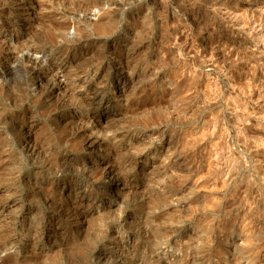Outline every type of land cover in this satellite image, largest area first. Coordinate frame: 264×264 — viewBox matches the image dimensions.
Segmentation results:
<instances>
[{
	"label": "rangeland",
	"instance_id": "374dc122",
	"mask_svg": "<svg viewBox=\"0 0 264 264\" xmlns=\"http://www.w3.org/2000/svg\"><path fill=\"white\" fill-rule=\"evenodd\" d=\"M263 46L264 0H0V264H264Z\"/></svg>",
	"mask_w": 264,
	"mask_h": 264
},
{
	"label": "bare ground",
	"instance_id": "6f19581e",
	"mask_svg": "<svg viewBox=\"0 0 264 264\" xmlns=\"http://www.w3.org/2000/svg\"><path fill=\"white\" fill-rule=\"evenodd\" d=\"M237 7V6H236ZM240 9V8H239ZM242 9V8H241ZM227 10V9H226ZM228 12H230V11H228ZM245 12V11H244ZM235 14V13H234ZM239 14V13H238ZM236 15H237V13H236ZM232 16V15H231ZM235 16V15H234ZM239 16H241V15H239ZM236 17V16H235ZM238 17V16H237ZM245 18V17H244ZM229 19V18H228ZM236 19V18H235ZM241 20H242V18H240ZM255 19V18H254ZM230 20V19H229ZM232 20V19H231ZM244 20V19H243ZM245 20H247V19H245ZM252 20V19H251ZM250 20V21H251ZM259 21V20H258ZM261 21V20H260ZM245 22V21H244ZM247 22V21H246ZM252 22V21H251ZM235 23V22H234ZM253 24V23H252ZM255 25V24H254ZM261 25V24H260ZM263 25V24H262ZM246 26H247V24H246ZM244 27V26H243ZM242 27V28H243ZM252 28V27H251ZM257 28V27H256ZM245 29V28H244ZM239 30V29H238ZM253 33V32H252ZM263 42V41H262ZM264 47V46H263ZM235 56V55H234ZM231 57V56H230ZM263 74V73H262ZM252 75V74H251ZM257 75V74H256ZM254 78V77H253ZM257 78V77H256ZM246 79V78H245ZM248 81V80H247ZM261 81V80H260ZM250 82V81H249ZM246 83V82H245ZM257 83V82H256ZM246 87V86H245ZM249 89H250V87H249ZM257 95V94H256Z\"/></svg>",
	"mask_w": 264,
	"mask_h": 264
}]
</instances>
